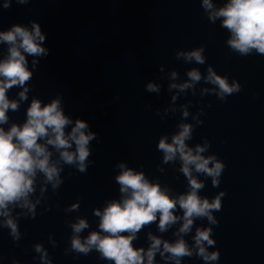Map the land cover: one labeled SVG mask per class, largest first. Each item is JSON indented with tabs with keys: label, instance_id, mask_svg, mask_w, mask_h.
<instances>
[{
	"label": "water",
	"instance_id": "obj_1",
	"mask_svg": "<svg viewBox=\"0 0 264 264\" xmlns=\"http://www.w3.org/2000/svg\"><path fill=\"white\" fill-rule=\"evenodd\" d=\"M224 2L214 0L218 7ZM2 5L0 0V30L14 24L30 26L35 20L46 35L43 46L49 49V55L39 58V65L32 69L28 100L21 103L19 111L8 112L9 124L4 127L24 122L34 96L48 103L59 95L65 114L73 121L88 122L98 139L91 142L89 160L94 163L87 172L65 166L58 192L49 186L35 219L19 220V242L13 241L8 229H0V264H13L14 260L41 264L35 243L43 244L53 264H110L95 251L87 256L65 254L70 246L69 222L77 216L88 219L90 228L82 236L98 230L99 218L93 209L102 210L107 200L119 198L115 176L121 162L144 171L153 181L158 179L174 193L187 191L179 162L162 165L157 145L162 135L170 139L177 130L179 106L189 102L190 113L202 108L204 114L188 143L194 146L206 138L210 148L205 155L215 154L225 165L219 187L212 186L210 177H198L205 181L201 196L211 199L220 191L226 193L222 209L214 212L219 223L212 226L216 244L209 251L219 250L216 264H264V56L232 52L226 44L228 31L219 20L215 24L208 20L201 0H29L24 5L13 0L8 9ZM200 46L205 48V64L176 59L177 50ZM6 49V44H0V58ZM27 59L31 69L33 57ZM208 65L230 82L239 81L241 91L221 101L213 94L201 96V87H211L201 81L195 96L191 90L181 93L175 102L177 111L165 115L176 92L168 91L170 71L176 70L181 82L190 68L206 74ZM149 81L161 86L159 93L145 90ZM20 90L14 86L9 98H17ZM186 122L195 123L191 115ZM160 165L163 173L158 170ZM77 200L79 211L66 213ZM195 224L208 226L206 219ZM176 227L161 234L153 223L138 233L134 245L146 248L148 231L174 240ZM194 231L185 237L189 243ZM49 234L57 242L55 247ZM156 260L165 264L159 254ZM182 264L204 261L185 257Z\"/></svg>",
	"mask_w": 264,
	"mask_h": 264
},
{
	"label": "clouds",
	"instance_id": "obj_2",
	"mask_svg": "<svg viewBox=\"0 0 264 264\" xmlns=\"http://www.w3.org/2000/svg\"><path fill=\"white\" fill-rule=\"evenodd\" d=\"M12 2L3 0L2 7L8 9ZM15 2L24 5L29 0ZM201 6L211 23L219 20L221 27L228 31L226 44L232 52L240 56L253 53L264 56V0H225L219 7L214 0H201ZM45 39V33L35 20L30 26L14 24L7 30H0V44L7 45L6 53L0 58V229H8L14 242H19L22 237L19 220L35 219L37 206L47 198L49 186L54 193L58 192L65 166L74 167L80 173L87 172L89 165L94 163L89 160L90 145L98 139L88 122L79 118L73 121L65 114L59 95L48 103L34 96L26 109L24 122H13L7 129L4 127L9 124L8 112L19 111L21 103L28 100L32 69L39 65V58L49 55V49L43 46ZM204 52V46L177 50L176 59L203 65L206 63ZM28 56L33 57L31 69ZM159 70L164 72L163 65ZM186 77L178 82L180 77L176 70L168 74V91L176 92L171 97L170 107L164 110L165 115L177 111L175 102L181 93L191 90L195 96L196 86L201 81L211 85L200 88L201 96L213 94L225 101L228 96L241 91L239 81L233 79L230 82L211 65L206 74L192 67L186 71ZM14 86L22 90L17 93V98L10 99L8 92ZM160 88L159 84L149 81L145 90L159 93ZM189 104L179 106L181 120L176 125L177 130L170 139L168 135H162L157 145V150L162 153V165L179 162L178 171L187 180V191L174 193L158 179L151 180L144 171L118 163L119 174L115 176V182L119 185V198L107 200L102 210L93 209L94 216L99 218L98 230H91L86 236L81 235L90 228L86 217L77 216L75 221L69 222L70 246L65 249V254L87 256L95 251L99 259L110 264H158L157 254L165 264H182L183 258L193 256L202 259L204 264H216L220 258L219 250L209 251L216 244L212 226L219 223L214 212L222 209V197L226 193L220 191L211 199L201 196L205 181L198 177H210L212 186L219 187L225 165L215 154L205 155L210 148L206 138L194 146L188 143L195 127L203 123L200 116L204 114L202 108L196 114L190 113ZM190 115L194 124L186 122ZM162 165L158 166L161 173L165 171ZM79 208L80 201L77 200L64 211L71 213ZM198 219H206L208 226H196ZM153 223L157 224L161 234L178 225L172 233L175 239L170 241L148 231V246H135L138 233ZM193 229L189 243L185 237ZM48 239L55 247L57 242L51 234ZM33 248L39 254L41 264H53L42 243H35ZM13 264H20V261L14 260Z\"/></svg>",
	"mask_w": 264,
	"mask_h": 264
}]
</instances>
